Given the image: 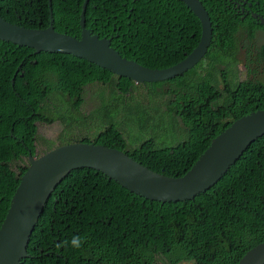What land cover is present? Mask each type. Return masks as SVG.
<instances>
[{
	"label": "trees",
	"instance_id": "obj_1",
	"mask_svg": "<svg viewBox=\"0 0 264 264\" xmlns=\"http://www.w3.org/2000/svg\"><path fill=\"white\" fill-rule=\"evenodd\" d=\"M256 1L264 16V0ZM84 2L52 0L57 32L81 38ZM201 2L213 25L206 57L160 83L137 85L72 56L35 55L0 39V228L29 157L37 155L38 123L61 121L66 132L76 118L88 121L84 131L94 135L79 143L124 151L152 171L181 177L236 120L264 110V82L241 80L237 69L241 58L250 67L264 63V44L256 45L264 26L251 14L239 15L235 0ZM0 16L46 29L49 0H0ZM86 28L113 38L123 58L151 70L186 60L202 34L200 20L181 0H90ZM91 87L100 93L96 108L81 116ZM165 123L172 125V140L181 137L177 144L159 138ZM70 136L60 138V147L71 144ZM46 144L53 151L59 143ZM74 235L86 238L81 249L58 247ZM32 236L23 264H239L264 243V137L217 185L184 202L150 201L101 172L74 171L51 194Z\"/></svg>",
	"mask_w": 264,
	"mask_h": 264
},
{
	"label": "water",
	"instance_id": "obj_2",
	"mask_svg": "<svg viewBox=\"0 0 264 264\" xmlns=\"http://www.w3.org/2000/svg\"><path fill=\"white\" fill-rule=\"evenodd\" d=\"M200 20L202 34L197 49L186 60L165 70H151L122 57L113 47V38H101L86 28L85 0L81 19V38L54 28L52 0L51 23L46 29H29L0 16V39L33 50L35 55L72 56L100 67L137 85L160 83L194 70L206 57L213 38L211 18L201 0H181ZM264 24L263 20H260ZM21 68V67H19ZM16 77V76H15ZM15 83L12 78L11 84ZM264 137V110L236 120L212 142L193 168L181 177H166L136 161L124 151L76 143L55 148L41 157H30L31 165L13 196L7 217L0 228V264H23L30 258L29 247L47 202L57 186L80 169L101 172L137 196L160 203L196 199L218 184L244 157L251 146ZM239 264H264V243L251 250Z\"/></svg>",
	"mask_w": 264,
	"mask_h": 264
},
{
	"label": "rangeland",
	"instance_id": "obj_3",
	"mask_svg": "<svg viewBox=\"0 0 264 264\" xmlns=\"http://www.w3.org/2000/svg\"><path fill=\"white\" fill-rule=\"evenodd\" d=\"M261 44H264V34L262 32L258 34L257 42H256L257 46ZM240 53L244 57V52L240 51ZM239 61L240 64H238L237 69L239 71V78H241V80L257 79L264 82V63L253 64L252 67H250L247 66L249 63L246 59L241 58ZM250 71L251 73H249ZM138 90H139L138 94H140V92L144 90V88H139ZM95 91L97 90L94 88L89 89L85 94V103L83 107H81V116H83L84 114L86 115L89 112H92V110H95L96 108L95 104H97L95 102V98H97L98 94H100L98 92L95 93ZM111 102L112 100L108 101V104L114 106V104H112L113 102L112 103ZM148 102L151 103L152 99L150 100L149 98ZM69 124H73L74 127L64 132L66 128H64V125L59 122L53 125L38 123L39 141L37 143V153L39 158L45 156L49 152L46 141H57L58 139L60 140V138H62L63 136L67 137L68 132H71V136L68 138V141L71 142V144H76L79 143L82 139L92 138L94 135L93 133H88V132L86 133V131H84L86 124H89L88 121L85 120L83 121V120H79V118H76L74 123L70 122ZM172 130H173L172 125L170 127L169 123L168 124L165 123L163 124V130L158 132L159 138L164 141L163 144L166 146L175 145L179 141H181V137L177 138L176 140L175 139L172 140V137L170 135L173 132ZM177 133H179V131ZM138 135H140V133H137V136ZM42 140H44V142ZM61 145L62 142L60 144H57L55 148H58ZM20 165H21L20 163L15 164V169L20 171ZM159 264H164V263L160 262Z\"/></svg>",
	"mask_w": 264,
	"mask_h": 264
},
{
	"label": "flooded vegetation",
	"instance_id": "obj_4",
	"mask_svg": "<svg viewBox=\"0 0 264 264\" xmlns=\"http://www.w3.org/2000/svg\"><path fill=\"white\" fill-rule=\"evenodd\" d=\"M233 5L239 15L248 16L249 14L259 15L260 13H263V8L259 7V2L256 0H235ZM61 98H63V96ZM57 142L60 144L59 139Z\"/></svg>",
	"mask_w": 264,
	"mask_h": 264
},
{
	"label": "clouds",
	"instance_id": "obj_5",
	"mask_svg": "<svg viewBox=\"0 0 264 264\" xmlns=\"http://www.w3.org/2000/svg\"><path fill=\"white\" fill-rule=\"evenodd\" d=\"M53 11V10H52ZM244 16V15H243ZM252 17L259 23V24H261L260 23V20H263L264 21V17H261V16H259V15H252ZM54 18V17H53ZM51 21V20H50ZM261 25H263L264 26V24H261ZM91 88H94L95 89V87H91ZM84 103H85V97H84ZM84 103L82 104V107H83V105H84ZM81 111V110H80ZM90 113V112H89ZM88 113V114H89ZM59 123H61V124H63L64 125V128H68V125H65L63 122H61V121H58ZM58 122H56V123H58ZM45 124V123H44ZM55 124V123H54ZM47 125H50V124H47ZM51 125H53V124H51ZM65 132V131H64ZM70 145V144H69ZM49 149V148H48ZM55 149V148H54ZM49 152H52V151H50V149H49ZM49 152L47 153V154H49ZM46 154V155H47ZM32 157H34V156H32ZM34 158H39V156H38V153H37V155L34 157ZM41 158V157H40ZM29 163H30V165H31V159H30V157H29ZM30 167V166H29ZM86 243V238L85 237H81V236H78V235H74L72 238H71V240L70 241H68V240H65V241H63L62 242V244H60V245H58V247H68L69 246V244L71 245V247H73V248H75V249H81L83 246H84V244Z\"/></svg>",
	"mask_w": 264,
	"mask_h": 264
}]
</instances>
